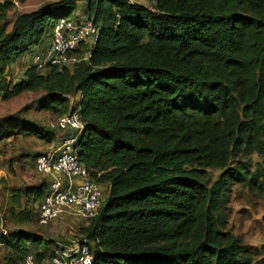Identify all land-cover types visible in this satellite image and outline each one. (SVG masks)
I'll return each instance as SVG.
<instances>
[{"label":"trees","instance_id":"trees-1","mask_svg":"<svg viewBox=\"0 0 264 264\" xmlns=\"http://www.w3.org/2000/svg\"><path fill=\"white\" fill-rule=\"evenodd\" d=\"M26 1L0 0V99L40 92L38 109L77 110V159L106 187L78 229L91 264H252L250 246L225 223L235 185L263 190L249 157L264 156V0H85L97 29L79 51L89 56L42 72L31 63L13 81L10 66L32 58L77 3L57 0L8 21ZM13 126L22 136L53 131L0 120V140ZM46 182L10 190L2 219L16 227L0 231L7 264L28 255L47 262L60 249L21 227L34 220Z\"/></svg>","mask_w":264,"mask_h":264},{"label":"rangeland","instance_id":"rangeland-1","mask_svg":"<svg viewBox=\"0 0 264 264\" xmlns=\"http://www.w3.org/2000/svg\"><path fill=\"white\" fill-rule=\"evenodd\" d=\"M57 0H28L23 4L15 3L14 8L8 12L6 18L12 21L17 13L33 11L44 4ZM144 2V0H138ZM85 0H77L73 10L72 20L86 18ZM10 26H7V30ZM32 63L29 55L16 61L10 66L9 74L13 81H18L26 67ZM40 92H26L9 100L0 99V120L13 124L17 121H26L44 130H49V125L58 118L56 114L37 108V100ZM51 132V131H50ZM48 134V133H47ZM51 139L36 137L34 135L22 136L12 127L10 136L0 140V218L5 214L10 204V190L34 187L45 181L35 171L36 158L53 148L59 143V133L52 131ZM59 136V137H58ZM251 171L259 174L263 190L249 191L239 185L232 190L227 203L226 230L241 238L243 244L251 248L252 264H264V156L252 154L249 157ZM219 171H210V181L216 179ZM47 184V182H46ZM106 187H103V197ZM40 204V203H39ZM39 204L33 206L34 220L21 227L29 228L44 236L50 242H54L58 248L70 244L71 238L78 237V229L87 224L88 220L75 214H64L55 220L41 226L37 223V211ZM16 225L7 218L2 219L0 231L12 230ZM45 262L39 264H45ZM0 264H7L5 252L0 250Z\"/></svg>","mask_w":264,"mask_h":264},{"label":"built area","instance_id":"built-area-1","mask_svg":"<svg viewBox=\"0 0 264 264\" xmlns=\"http://www.w3.org/2000/svg\"><path fill=\"white\" fill-rule=\"evenodd\" d=\"M97 38V29L90 20L61 18L52 28L49 40L34 50L32 66L42 72L48 67L71 66L86 59L89 51L79 52L91 46ZM59 133V143L39 155L35 171L47 180L46 193L38 206L37 223L41 226L64 214H75L89 220L94 217L103 200V186L91 179L78 161L74 144L82 124L77 110L62 115L49 125ZM88 241L78 236L70 244L57 249L45 264H91ZM22 264H38L28 255Z\"/></svg>","mask_w":264,"mask_h":264},{"label":"crops","instance_id":"crops-1","mask_svg":"<svg viewBox=\"0 0 264 264\" xmlns=\"http://www.w3.org/2000/svg\"><path fill=\"white\" fill-rule=\"evenodd\" d=\"M48 40H49V38L46 40V43L48 42ZM75 99H76V96H73L72 98H70V101H74Z\"/></svg>","mask_w":264,"mask_h":264}]
</instances>
